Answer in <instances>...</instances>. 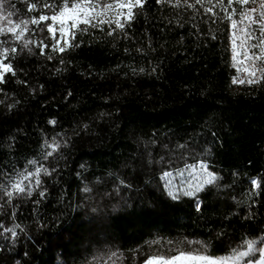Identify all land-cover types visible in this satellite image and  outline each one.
<instances>
[{
	"label": "trees",
	"instance_id": "16d2710c",
	"mask_svg": "<svg viewBox=\"0 0 264 264\" xmlns=\"http://www.w3.org/2000/svg\"><path fill=\"white\" fill-rule=\"evenodd\" d=\"M196 7L147 0L123 32L90 29L52 60L18 52L0 84V183L30 159L51 175L30 197L0 194V224L19 225L15 238L0 228V264H142L168 241L262 246L264 81L232 85L228 23ZM197 161L218 180L171 199L160 175Z\"/></svg>",
	"mask_w": 264,
	"mask_h": 264
},
{
	"label": "snow or ice",
	"instance_id": "6c2138e0",
	"mask_svg": "<svg viewBox=\"0 0 264 264\" xmlns=\"http://www.w3.org/2000/svg\"><path fill=\"white\" fill-rule=\"evenodd\" d=\"M27 3L26 12L36 13L30 18L16 16L14 11H7L3 0H0V84L6 83L5 77L11 74L16 76L13 68L18 52L32 53V46L38 47L41 55L52 60L53 53L63 54L67 50L79 47L78 34H87L89 30L101 31L107 27V35L123 32L125 26L136 17V9H143L147 0H35ZM158 4L168 3L173 7L182 5L199 11L197 5L203 9L205 16L211 14L213 22L219 18L221 22L229 24L230 41V66L236 69V75L231 78L232 84L254 85L264 81V0H156ZM239 7V10L237 8ZM15 8V5H11ZM219 9V15L216 11ZM43 25V27H41ZM34 26V27H33ZM40 33V39H34ZM46 33V35H44ZM126 34V33H125ZM215 39V37H212ZM50 43H45V41ZM48 49V53L45 52ZM11 57V59H10ZM7 61V62H5ZM63 63V60L60 61ZM142 71V69H141ZM19 82V81H18ZM55 124L56 122L50 121ZM51 148L45 154V159L51 157L60 147L53 142L47 145ZM183 147V146H180ZM32 166L29 170L25 167L15 173L11 183H0V194L7 197L11 203L14 196H31L33 191L41 188L42 175H51L48 168L35 159L27 162ZM196 165H186V169L195 171ZM200 174L204 179L196 177V182L185 181L184 171L178 169L176 175L181 177L179 185L171 171H164L159 179L164 182L167 195L178 200L180 196L195 197L197 193L205 190L208 185L215 184L218 179L209 172L207 166L200 163ZM186 183V186H185ZM252 185L259 187L258 180L252 179ZM45 191L39 192V197L45 196ZM39 203V200L36 201ZM200 205L197 203V210ZM4 228L12 238L17 236L16 228ZM151 243L160 244V241ZM172 247L166 252H155L147 256L142 264H264V241L262 246H257L254 239H244L241 247H233L226 254H216L211 246L202 241H168ZM192 244L198 247H190ZM185 245L189 247L185 248ZM115 255V254H113Z\"/></svg>",
	"mask_w": 264,
	"mask_h": 264
},
{
	"label": "rangeland",
	"instance_id": "374dc122",
	"mask_svg": "<svg viewBox=\"0 0 264 264\" xmlns=\"http://www.w3.org/2000/svg\"><path fill=\"white\" fill-rule=\"evenodd\" d=\"M15 1L16 0H3V2L5 4V8H6L7 11H14L16 13V16L22 17V18H30L32 15H37L38 16V14H39L38 12H36V13H27L26 10L25 11H22L21 9H19V6L16 7V2ZM17 1H20V0H17ZM30 1H32V0H30ZM11 5H15V8H12ZM41 27H43V25H41ZM44 35H46V33ZM229 35H230V33H229V24H228V40H229ZM34 39H40V33L38 31H37V35H36V37H34ZM229 48H230V41H229ZM234 75H236V69L233 68V75H232V77ZM232 85L234 87H242V86H245L247 84H245V85L232 84ZM200 163L205 164L207 166L208 171L211 172V173H213L215 176L218 177V173H216L215 171H213L210 168V166L208 165L207 162H203V161H197V162H192V163H185V164H183L182 166H180L178 168H174V169H171V170H168V171H171L173 173V175L175 177V181L174 182L177 185H179L180 180H181V177H179V176L176 175L177 170L178 169H186V165H196L197 167H196L195 171H193L191 169H186L184 171L185 181L187 182L188 180H191L193 183H195L196 182V177H199V179H201V180L204 179L203 175L200 174V168H199ZM163 184H164V182H163ZM185 186H186V183H185ZM197 195H198V193L196 194V196ZM180 197H182V196H180Z\"/></svg>",
	"mask_w": 264,
	"mask_h": 264
}]
</instances>
